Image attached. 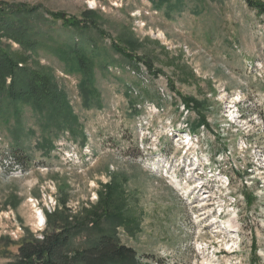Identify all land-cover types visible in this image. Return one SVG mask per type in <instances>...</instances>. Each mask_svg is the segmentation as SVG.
I'll return each instance as SVG.
<instances>
[{
	"label": "rangeland",
	"instance_id": "374dc122",
	"mask_svg": "<svg viewBox=\"0 0 264 264\" xmlns=\"http://www.w3.org/2000/svg\"><path fill=\"white\" fill-rule=\"evenodd\" d=\"M0 2L37 7L44 35L54 26L58 45H2L54 76L75 119L61 117L80 134L49 156L30 153L41 131L33 104H23L9 117L30 134L21 163L0 116V264L20 260L25 238L56 229L47 215L84 214L112 183L141 219L135 235L118 230L140 264H264V11L248 0ZM88 10L96 24L74 29ZM74 43L90 50V85L57 54ZM198 163L214 172L204 177Z\"/></svg>",
	"mask_w": 264,
	"mask_h": 264
},
{
	"label": "trees",
	"instance_id": "16d2710c",
	"mask_svg": "<svg viewBox=\"0 0 264 264\" xmlns=\"http://www.w3.org/2000/svg\"><path fill=\"white\" fill-rule=\"evenodd\" d=\"M248 2L251 6L264 11V2L255 0ZM1 4L3 3L0 2V116L2 123L7 125L5 128L11 137V152L15 159L27 163L28 152L24 138L30 134L20 133V128L24 124L19 122L15 127L14 120L9 118L14 112H17L18 116L21 115L25 109L23 104H33L32 110L38 114V131H41V137L34 145L36 150L31 149L30 153L42 151V154L49 156L56 148V141L66 134L78 140L80 134L72 130L74 124L65 121L66 119L74 122L75 116L72 114L65 92L59 88L54 76L42 70L31 69L28 58L30 55L19 51L11 53L2 45V40H8L30 52L43 46L47 47L46 42L56 44L54 26H49L48 23L49 29L44 35L37 31L35 25V19L40 18L36 15L37 7L30 8L24 5L7 7ZM52 16L59 18L57 14ZM84 16L85 19H75L71 23L74 29L87 30L96 24L95 19L98 15L95 11H85ZM65 46L57 47L60 59L65 62H77L87 76L84 83L90 85L95 64L93 66V62L88 60L87 53L90 52L88 46L86 43H74L68 50ZM85 47L87 52H84ZM92 50L97 49L93 47ZM81 95L84 96L82 92ZM86 95L84 102L87 103L89 98H86ZM3 106L9 108L3 109ZM22 133H25V136ZM125 196L127 197L126 192L121 186L112 183L106 186L97 206L84 214L69 215L55 211L47 215V222L50 225L55 224L56 229L51 233L45 231L41 239L25 238L19 248L20 260L15 264H140L135 251L123 244L118 236L120 227L129 235H135L141 223L136 213L137 209L126 203ZM78 237L84 241L71 253L68 249Z\"/></svg>",
	"mask_w": 264,
	"mask_h": 264
},
{
	"label": "bare ground",
	"instance_id": "6f19581e",
	"mask_svg": "<svg viewBox=\"0 0 264 264\" xmlns=\"http://www.w3.org/2000/svg\"><path fill=\"white\" fill-rule=\"evenodd\" d=\"M37 224H38V226H44V220L42 217L40 218L39 223H37Z\"/></svg>",
	"mask_w": 264,
	"mask_h": 264
}]
</instances>
